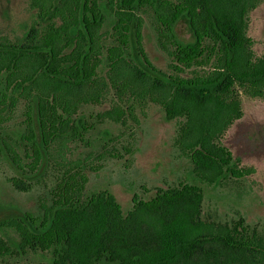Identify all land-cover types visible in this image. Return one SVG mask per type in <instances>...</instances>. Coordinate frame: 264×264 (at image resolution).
Here are the masks:
<instances>
[{"label":"trees","instance_id":"1","mask_svg":"<svg viewBox=\"0 0 264 264\" xmlns=\"http://www.w3.org/2000/svg\"><path fill=\"white\" fill-rule=\"evenodd\" d=\"M255 1L27 0L33 18L24 35L0 33V158L17 190L42 185L46 174L54 187L36 214L0 221V264H20L16 257L27 253L49 255L39 264H264V246L240 223L202 219L196 184L134 197L127 213L108 192L85 194L86 171L106 148L80 149L96 124L138 123L135 108L144 115L150 103L177 122L175 145L194 181L248 176L221 142L243 117L236 87L264 100V53L247 36ZM145 17L165 71L146 55ZM182 20L190 41L177 32ZM108 100L107 110L84 116ZM18 109L19 130L7 134Z\"/></svg>","mask_w":264,"mask_h":264},{"label":"rangeland","instance_id":"2","mask_svg":"<svg viewBox=\"0 0 264 264\" xmlns=\"http://www.w3.org/2000/svg\"><path fill=\"white\" fill-rule=\"evenodd\" d=\"M33 18L27 0H0V33L10 39L24 35ZM179 36L191 40L185 22L177 27ZM247 36L254 43L257 55L264 53V0H256L247 15ZM143 45L150 62L165 71L167 59L158 49L155 33L145 17ZM241 99L243 117L229 130L221 145L229 150L234 159L250 171L242 179L229 178L218 185L199 184L191 174L192 167L175 145L177 122L165 119L163 110L148 104L144 115L135 108L138 123L128 121L126 126L112 122L96 124L88 135L87 150L83 152H106L102 162H94L93 171L87 170L88 183L85 194L108 192L112 194L123 213H127L133 198L150 200L158 189L180 184H196L204 193L202 219L222 225L240 223L245 233L264 246V100L245 96L242 89L235 88ZM112 102L84 108V116L91 118L107 110ZM123 105V104H122ZM21 108V106H20ZM21 110L15 112L7 134L19 130ZM51 174H46L42 185H34L30 191L13 187L11 179L15 172L0 158V221L21 217L24 213L36 214L37 200L54 187ZM14 240L12 233L8 234ZM49 255L27 253L17 256L20 264L47 262Z\"/></svg>","mask_w":264,"mask_h":264}]
</instances>
